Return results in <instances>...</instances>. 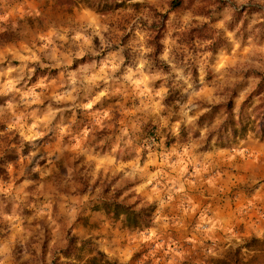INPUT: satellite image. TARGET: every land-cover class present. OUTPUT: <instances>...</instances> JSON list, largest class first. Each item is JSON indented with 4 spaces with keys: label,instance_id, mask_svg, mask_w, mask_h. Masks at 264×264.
Returning a JSON list of instances; mask_svg holds the SVG:
<instances>
[{
    "label": "rangeland",
    "instance_id": "374dc122",
    "mask_svg": "<svg viewBox=\"0 0 264 264\" xmlns=\"http://www.w3.org/2000/svg\"><path fill=\"white\" fill-rule=\"evenodd\" d=\"M103 263L264 264V0H0V264Z\"/></svg>",
    "mask_w": 264,
    "mask_h": 264
},
{
    "label": "trees",
    "instance_id": "16d2710c",
    "mask_svg": "<svg viewBox=\"0 0 264 264\" xmlns=\"http://www.w3.org/2000/svg\"><path fill=\"white\" fill-rule=\"evenodd\" d=\"M163 16V14H162ZM159 27L156 28V33L153 35V44L155 47V50L159 48ZM225 107L227 109V116L222 120V122L217 127V141L219 142H225L229 138H235L239 135H244L245 132L250 129L251 125H248L246 122L243 121L242 117L239 116L238 119H234L231 116V103H226ZM98 254H102L99 251H97ZM91 261H95L96 257H92L90 259ZM108 262V261H107ZM104 264V263H103Z\"/></svg>",
    "mask_w": 264,
    "mask_h": 264
}]
</instances>
